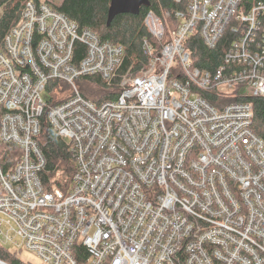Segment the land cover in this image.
<instances>
[{"label": "built area", "instance_id": "built-area-1", "mask_svg": "<svg viewBox=\"0 0 264 264\" xmlns=\"http://www.w3.org/2000/svg\"><path fill=\"white\" fill-rule=\"evenodd\" d=\"M167 26L149 11L157 54L120 74L125 50L81 29L47 3L29 0L0 51V243L44 264H264V140L249 103L213 106L206 92L247 85L264 97V1L175 0ZM216 71L195 67L186 43L198 33ZM166 36H169L168 38ZM86 48L76 62L77 46ZM119 81L101 104L76 81ZM72 90L43 98L50 82ZM58 87H61L60 85ZM56 87L55 90L58 88ZM53 90L54 94H60ZM69 144L67 189H48L38 137L42 119ZM69 177H65V180ZM0 264H13L0 259Z\"/></svg>", "mask_w": 264, "mask_h": 264}, {"label": "trees", "instance_id": "trees-1", "mask_svg": "<svg viewBox=\"0 0 264 264\" xmlns=\"http://www.w3.org/2000/svg\"><path fill=\"white\" fill-rule=\"evenodd\" d=\"M28 1L0 0V51L3 49L6 35L19 23L22 10ZM33 1L47 3L55 10L66 14L81 29L93 30L99 34L101 40L123 46L125 61L119 72L120 74L133 75H138L148 64L149 56L146 55L143 48L144 40L148 39L150 41L157 54L167 40L158 42L152 37L145 24L147 13L149 11L155 12L164 25L167 26L170 19L165 17V12L180 7L175 0H149L150 7H142L140 14H120L108 25V12L111 0H63L60 5L51 4L49 0ZM261 1L264 0H245L246 3L248 2V7ZM166 37L168 38L169 36ZM234 39L235 36L228 30L224 33L217 47L211 50L207 48L200 35L195 33L190 37L186 46L192 55L195 67L213 72L223 64L224 56L231 45V41ZM85 51V46H77L76 62L84 58ZM80 79H87L94 84L97 83L102 88V95L100 97L96 96V104H101L106 100H114L124 90L119 81L108 84L97 76L82 77ZM61 84L63 83L54 80L48 85L47 91L52 92ZM204 97L217 108H222L224 105L231 103L252 104L255 114L254 131L264 140V97L255 96L247 85H240L231 91L214 90L206 92ZM66 100L68 98H61L57 103H63ZM38 142L47 159V165L42 174L44 184L48 189L53 187L67 189L70 184V177L75 171V162L68 142L58 136L46 116L42 119V131L38 137ZM65 177H69V179L63 181ZM0 259L13 264H32L16 258L1 243Z\"/></svg>", "mask_w": 264, "mask_h": 264}, {"label": "rangeland", "instance_id": "rangeland-1", "mask_svg": "<svg viewBox=\"0 0 264 264\" xmlns=\"http://www.w3.org/2000/svg\"><path fill=\"white\" fill-rule=\"evenodd\" d=\"M62 1L63 0H49L51 4L56 3L58 5H60ZM0 13H1V10H0ZM60 86L61 87H58L55 90L59 92L60 94H54V98H53L52 92L46 91L43 94L44 100L49 103H55V101L57 102L61 98H68L72 95V90L70 87H68L65 84H61ZM76 86L79 92L83 95V97H85L89 101L96 102L95 100L97 99V97H100L102 95V90H101L102 88L99 85H97V83L94 84L93 82L87 79H78L76 81ZM63 181H65V178H63ZM3 246L5 247L6 250H9V251L13 247V245L11 244H7ZM21 259L25 262H29L32 264H44L40 259H38L36 256L28 252H24L21 255Z\"/></svg>", "mask_w": 264, "mask_h": 264}, {"label": "water", "instance_id": "water-1", "mask_svg": "<svg viewBox=\"0 0 264 264\" xmlns=\"http://www.w3.org/2000/svg\"><path fill=\"white\" fill-rule=\"evenodd\" d=\"M142 7H150L149 0H111L108 12V25L120 14H140Z\"/></svg>", "mask_w": 264, "mask_h": 264}]
</instances>
